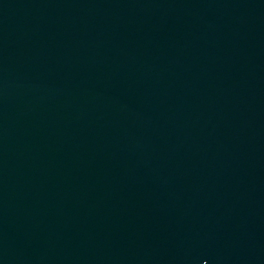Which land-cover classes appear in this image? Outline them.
<instances>
[{
  "label": "water",
  "instance_id": "obj_1",
  "mask_svg": "<svg viewBox=\"0 0 264 264\" xmlns=\"http://www.w3.org/2000/svg\"><path fill=\"white\" fill-rule=\"evenodd\" d=\"M0 264H264V0H0Z\"/></svg>",
  "mask_w": 264,
  "mask_h": 264
}]
</instances>
